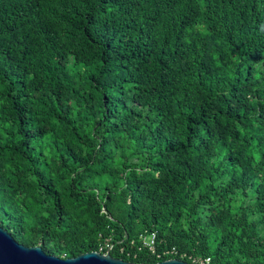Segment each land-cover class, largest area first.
I'll return each instance as SVG.
<instances>
[{
  "label": "trees",
  "instance_id": "trees-1",
  "mask_svg": "<svg viewBox=\"0 0 264 264\" xmlns=\"http://www.w3.org/2000/svg\"><path fill=\"white\" fill-rule=\"evenodd\" d=\"M0 227L264 264V0H0Z\"/></svg>",
  "mask_w": 264,
  "mask_h": 264
},
{
  "label": "water",
  "instance_id": "water-1",
  "mask_svg": "<svg viewBox=\"0 0 264 264\" xmlns=\"http://www.w3.org/2000/svg\"><path fill=\"white\" fill-rule=\"evenodd\" d=\"M0 264H136L114 258L110 253H86L76 258H60L47 254L42 246L27 247L19 243L7 230L0 227ZM156 264H191L171 259Z\"/></svg>",
  "mask_w": 264,
  "mask_h": 264
},
{
  "label": "built area",
  "instance_id": "built-area-1",
  "mask_svg": "<svg viewBox=\"0 0 264 264\" xmlns=\"http://www.w3.org/2000/svg\"><path fill=\"white\" fill-rule=\"evenodd\" d=\"M155 244H156V233H153L152 235H148V236L143 238V245L145 247L149 248V250L152 251L153 253L156 252ZM105 248H107V251L104 252ZM112 249H113V246L110 245L109 243H107L105 245V247L102 246L100 248L99 253L106 255L107 253H111ZM177 254H178V251L176 249H172V250L166 251L163 255H166L168 257H173ZM160 257H161V255H159V258ZM184 257H187V255H184ZM210 263H211V260L209 258H207L205 260H200V261H198L197 259H193V264H210Z\"/></svg>",
  "mask_w": 264,
  "mask_h": 264
}]
</instances>
